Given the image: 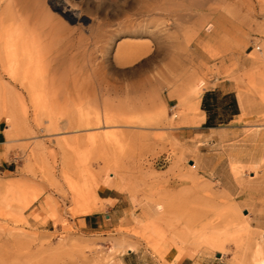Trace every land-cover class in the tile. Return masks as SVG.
I'll return each instance as SVG.
<instances>
[{
	"label": "rangeland",
	"instance_id": "374dc122",
	"mask_svg": "<svg viewBox=\"0 0 264 264\" xmlns=\"http://www.w3.org/2000/svg\"><path fill=\"white\" fill-rule=\"evenodd\" d=\"M12 2L0 0V29ZM67 9L82 20L69 24L58 69L113 101L81 104L82 122L80 103L15 107L6 97L27 92L0 61V264H103L122 240L138 245L127 259L166 264L173 249L170 264L247 261L264 246V0H67ZM177 79H188L184 99L197 110L170 95ZM217 86L235 90L241 114L194 135L202 95ZM104 187L121 192L116 204L99 196ZM94 212L111 219L89 234L76 219ZM224 238L225 252L209 248Z\"/></svg>",
	"mask_w": 264,
	"mask_h": 264
},
{
	"label": "bare ground",
	"instance_id": "6f19581e",
	"mask_svg": "<svg viewBox=\"0 0 264 264\" xmlns=\"http://www.w3.org/2000/svg\"><path fill=\"white\" fill-rule=\"evenodd\" d=\"M51 4L52 5L49 8L46 6L45 0H13L12 2V15L10 14V17H12L9 21L10 23L5 28L1 27L0 29V61L2 62L8 60L10 62L12 70L10 71V75L12 76V81H14L15 86L19 84L27 92V98H23L17 94L14 96L13 94L17 92L14 91L13 93L12 91L11 95L13 96H8V98L6 97V100L13 102L15 107L17 106L16 104L23 106L25 105V102L28 101L31 105L38 107V109L41 110L46 108L51 103L56 104V106H58L57 104L59 102H65V104H67L66 102H69L68 104H70V102L80 103L78 108L80 121L82 122L86 119V116L81 110V104L84 103L89 105L100 102V104L104 105L111 100L113 101V99H108L107 97H109V95L105 97L106 95L104 96L101 87L87 84L85 79L81 80L79 78V80H77L74 77H70L68 72L59 71L57 66V59H59L58 51H60L67 42V35H69L71 31L69 24L71 22L74 23V21L80 24L82 17L79 10L76 13L73 12L74 10L70 11L67 9V0H57L56 2H51ZM10 5L11 4H9V6ZM6 8L7 7L5 6V9ZM9 9L10 8L7 10ZM5 17L3 18L4 21ZM1 19L2 18H0V20ZM3 64H5V62ZM8 65L5 66L7 67ZM187 82L188 79H177L174 82L171 81L168 83L167 86L170 89V95H174L185 101L184 91L186 89ZM201 89L204 90L203 88ZM201 89L197 87L194 92V96L197 100H199L202 92L205 91H202ZM149 98L163 104V100L157 95L154 96L153 92L150 94ZM124 100L127 103H133L138 99L133 97ZM122 102L123 101L121 100L120 103ZM123 104L126 103L123 102ZM182 105L188 109L187 111H194L198 109L195 102L191 104V102L185 101ZM130 113H133V111ZM112 123H114L112 121V117L104 116L102 124L105 128ZM100 124L101 121L98 119L96 125ZM105 134H107V132ZM110 136V134H107L105 138L111 140ZM36 151L33 153L34 157L38 154ZM132 201L133 206H135V204L138 206L136 199ZM135 209L132 213L135 217L136 215L139 217L138 208L136 210ZM192 232L193 231L187 232L186 239H195L194 243H196L198 242V239H196L198 235H195V233ZM206 241L210 242L208 240ZM208 245L211 250H218L221 253L228 249V241H226L225 238L220 242L212 241ZM137 246L138 245H135L134 243L122 240L121 243L115 244L109 248V256L107 258L105 257V263L110 261L114 255L123 256L127 253L136 251L138 249ZM253 250L251 254L245 255L247 261L241 262L240 264H264V246L261 245L255 251Z\"/></svg>",
	"mask_w": 264,
	"mask_h": 264
},
{
	"label": "crops",
	"instance_id": "0c3cea01",
	"mask_svg": "<svg viewBox=\"0 0 264 264\" xmlns=\"http://www.w3.org/2000/svg\"><path fill=\"white\" fill-rule=\"evenodd\" d=\"M217 92L219 96H217ZM220 99V102L217 100ZM202 105L207 109H202ZM200 116L196 120L199 122L197 125L192 126V134L198 136H204L212 134V131L224 129L221 125L230 124L232 121L241 114V105L238 101L236 92L233 88H226L225 86H217L212 89L206 90L202 95L199 103ZM1 133V130H0ZM214 133V132H213ZM99 196L102 198L112 199L115 204L120 200V191L114 188L104 187L98 190ZM114 204V205H115ZM110 208V207H109ZM107 208L106 211L109 210ZM106 216L109 219L106 220ZM111 219L110 214L106 212H94L91 214H85L76 219V224L80 226V229L86 233H98L104 230ZM134 253V252H130ZM129 254V253H127ZM175 251L170 249L164 254V261L166 264L173 262ZM120 260L112 258L110 261L104 264H162L152 263L150 261H141L140 259H127V255L120 256ZM176 264H230L223 260L212 261L210 259L203 260L198 263L190 257H184L180 262Z\"/></svg>",
	"mask_w": 264,
	"mask_h": 264
},
{
	"label": "trees",
	"instance_id": "16d2710c",
	"mask_svg": "<svg viewBox=\"0 0 264 264\" xmlns=\"http://www.w3.org/2000/svg\"><path fill=\"white\" fill-rule=\"evenodd\" d=\"M202 109L206 110L207 108L205 106L202 105Z\"/></svg>",
	"mask_w": 264,
	"mask_h": 264
},
{
	"label": "built area",
	"instance_id": "2783aa9c",
	"mask_svg": "<svg viewBox=\"0 0 264 264\" xmlns=\"http://www.w3.org/2000/svg\"><path fill=\"white\" fill-rule=\"evenodd\" d=\"M164 160H165V157H164Z\"/></svg>",
	"mask_w": 264,
	"mask_h": 264
},
{
	"label": "water",
	"instance_id": "95a60500",
	"mask_svg": "<svg viewBox=\"0 0 264 264\" xmlns=\"http://www.w3.org/2000/svg\"><path fill=\"white\" fill-rule=\"evenodd\" d=\"M217 256H219V255H217Z\"/></svg>",
	"mask_w": 264,
	"mask_h": 264
}]
</instances>
